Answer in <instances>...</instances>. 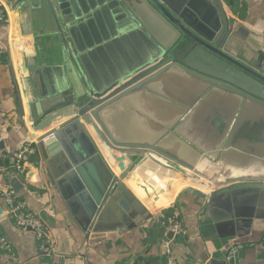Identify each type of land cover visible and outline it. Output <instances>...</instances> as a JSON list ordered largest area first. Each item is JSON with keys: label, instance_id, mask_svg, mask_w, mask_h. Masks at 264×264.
<instances>
[{"label": "water", "instance_id": "water-1", "mask_svg": "<svg viewBox=\"0 0 264 264\" xmlns=\"http://www.w3.org/2000/svg\"><path fill=\"white\" fill-rule=\"evenodd\" d=\"M11 6L55 19L61 53L56 59L63 64L54 79L51 70H42V79L35 73L37 81L33 76L31 85L28 79L23 82L31 139L37 133L43 134L39 140L47 139L39 143L40 154L50 167L58 165L54 182L80 226H90L112 200L124 201V182L142 189L153 208L180 182L213 192L238 176L246 182L213 194L264 193V169H251L250 160L244 162L238 154L263 158L264 61L233 53L234 25L220 0H12ZM16 19V54L26 77V51L34 50L35 38L25 34L23 17ZM172 78L190 79L198 87L199 96L191 103L174 99L183 115L212 91L232 95L237 102L217 156L180 153L126 134L132 100L165 88ZM152 164L156 184L139 173ZM183 193L209 199L192 188Z\"/></svg>", "mask_w": 264, "mask_h": 264}, {"label": "crops", "instance_id": "crops-1", "mask_svg": "<svg viewBox=\"0 0 264 264\" xmlns=\"http://www.w3.org/2000/svg\"><path fill=\"white\" fill-rule=\"evenodd\" d=\"M220 1L234 25L233 53L237 57L248 56L256 63L264 61V0ZM11 2L0 0L7 13V20L0 22V50L3 51L0 58V165L8 168L12 167V156L33 140L28 91L23 81L28 79L31 85L35 73L42 79V70H51L54 79L55 69L63 64L56 59L61 53L53 16L39 10L34 14L20 12L18 7L12 8ZM18 16L23 17L25 34L35 38L34 50L26 51L29 71L26 77L21 74L15 48ZM70 72L69 78L73 74ZM14 79L20 93L16 91ZM198 96L197 84L190 79H168L165 88L132 100L135 104L130 106V125L122 127L129 131L128 137L135 140H150L180 153L188 150L194 155L200 151L217 156L225 143L224 127L231 120L237 102L232 95L212 91L200 96L189 114L183 115V110L175 105V98L191 103ZM20 102L24 116L20 113ZM226 128L227 133L230 124ZM42 135L37 133L38 138ZM237 145L240 149L252 150L248 144ZM241 152L238 154L244 162L250 160L251 169H264V154L263 158H257ZM57 169L58 165L50 167L39 151L26 166L25 173L8 170L0 174V187L13 189L25 200L47 232L46 252H42V240L32 231L19 229L0 198V231L11 245L9 251H0V264H135L137 261L167 264L163 222L174 212L186 227L184 234L170 238L179 264H264V193L242 190L234 195L213 194L245 183L244 178L235 176L230 184L216 187L213 192L179 183L178 190L166 201L162 199L164 203L161 204V200L157 208L140 197L129 182H124L127 189L124 201L112 200L90 226L82 227L75 221L54 182L53 173ZM156 169L152 164L151 168L139 169V173L156 184ZM187 188L209 199L183 193Z\"/></svg>", "mask_w": 264, "mask_h": 264}, {"label": "built area", "instance_id": "built-area-1", "mask_svg": "<svg viewBox=\"0 0 264 264\" xmlns=\"http://www.w3.org/2000/svg\"><path fill=\"white\" fill-rule=\"evenodd\" d=\"M7 20V13L2 4H0V22ZM3 54V51L0 50V58ZM53 138V135L50 134L48 139ZM47 139L31 140L29 143H26L21 147L13 156H12V167L8 168L3 165H0V174L2 172L11 170L15 171L17 174L25 173L26 166L30 161L39 154V143H45ZM0 198L8 208V214L14 219L16 226L23 231H32L35 235L42 240V252H46L45 240L47 238V232L45 230L43 222L40 218L33 213L28 203L25 200H22L18 197L17 193L11 189H4L0 187ZM165 227V255L167 256V264H179L177 257L172 249V240L170 235L173 236L184 234L186 227L179 220L177 213H172L164 220ZM11 245L6 237H4L0 231V251H9ZM233 254V250L230 252V255ZM135 264H146L145 261H137Z\"/></svg>", "mask_w": 264, "mask_h": 264}, {"label": "bare ground", "instance_id": "bare-ground-1", "mask_svg": "<svg viewBox=\"0 0 264 264\" xmlns=\"http://www.w3.org/2000/svg\"><path fill=\"white\" fill-rule=\"evenodd\" d=\"M156 183H157V181H156ZM180 183H182V182H180ZM130 184H131V183H130ZM187 184H188V183H187ZM131 186L135 189V191L137 192V194H138L140 197H142L144 200H147V197H146V195H145V193H144V191H143L142 189L138 188V187L135 186L134 184H131ZM178 188H179V183L174 184V186H173V188H172V190H171V193L169 194V198H170V196H171L172 193H174L176 190H178ZM169 198H168V199H169ZM166 199H167V198H163V200H165V201H166ZM163 200H162L161 204L164 203ZM151 206H152V205H151ZM152 207H153V206H152Z\"/></svg>", "mask_w": 264, "mask_h": 264}]
</instances>
